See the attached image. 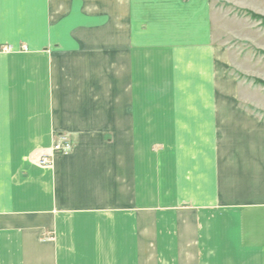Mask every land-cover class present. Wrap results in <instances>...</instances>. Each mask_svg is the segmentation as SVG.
<instances>
[{
	"label": "crops",
	"instance_id": "0c3cea01",
	"mask_svg": "<svg viewBox=\"0 0 264 264\" xmlns=\"http://www.w3.org/2000/svg\"><path fill=\"white\" fill-rule=\"evenodd\" d=\"M195 1L0 0V264H264V119Z\"/></svg>",
	"mask_w": 264,
	"mask_h": 264
},
{
	"label": "rangeland",
	"instance_id": "374dc122",
	"mask_svg": "<svg viewBox=\"0 0 264 264\" xmlns=\"http://www.w3.org/2000/svg\"><path fill=\"white\" fill-rule=\"evenodd\" d=\"M125 1L131 4L134 0ZM197 1L206 7L212 52L234 77L229 83L221 82L226 86L223 90L233 89L234 100L244 102L253 115L264 119V0ZM141 4L152 23V0H141Z\"/></svg>",
	"mask_w": 264,
	"mask_h": 264
},
{
	"label": "built area",
	"instance_id": "2783aa9c",
	"mask_svg": "<svg viewBox=\"0 0 264 264\" xmlns=\"http://www.w3.org/2000/svg\"><path fill=\"white\" fill-rule=\"evenodd\" d=\"M23 49H25L23 47ZM11 48L9 46H3L2 51L7 52L10 51ZM72 148V142L67 134H58L55 136L54 142L51 148V154L41 156L38 160V164L41 166H50L52 165V158L55 155H63L67 154Z\"/></svg>",
	"mask_w": 264,
	"mask_h": 264
}]
</instances>
